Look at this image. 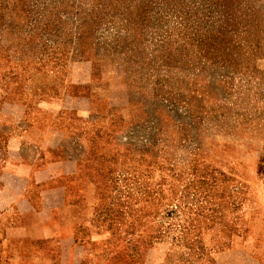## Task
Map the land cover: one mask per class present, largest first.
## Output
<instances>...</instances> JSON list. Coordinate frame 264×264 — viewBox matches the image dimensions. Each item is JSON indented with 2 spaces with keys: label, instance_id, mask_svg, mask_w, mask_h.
Returning <instances> with one entry per match:
<instances>
[{
  "label": "rangeland",
  "instance_id": "1",
  "mask_svg": "<svg viewBox=\"0 0 264 264\" xmlns=\"http://www.w3.org/2000/svg\"><path fill=\"white\" fill-rule=\"evenodd\" d=\"M9 99L17 157L79 159L87 264H264V0H0Z\"/></svg>",
  "mask_w": 264,
  "mask_h": 264
},
{
  "label": "crops",
  "instance_id": "2",
  "mask_svg": "<svg viewBox=\"0 0 264 264\" xmlns=\"http://www.w3.org/2000/svg\"><path fill=\"white\" fill-rule=\"evenodd\" d=\"M5 104L10 112L0 106V139L11 142L0 159V264H87L90 245L79 225L91 212L75 209L69 189L79 159L56 157L60 148L46 144L51 133L45 129L33 157H17L12 141L32 139V122L23 118L19 136L20 104Z\"/></svg>",
  "mask_w": 264,
  "mask_h": 264
}]
</instances>
